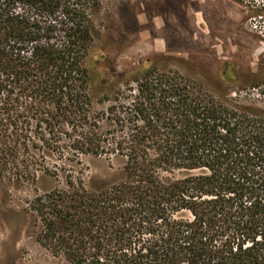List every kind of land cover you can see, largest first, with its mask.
Wrapping results in <instances>:
<instances>
[{
  "label": "trees",
  "instance_id": "16d2710c",
  "mask_svg": "<svg viewBox=\"0 0 264 264\" xmlns=\"http://www.w3.org/2000/svg\"><path fill=\"white\" fill-rule=\"evenodd\" d=\"M96 5L0 0V177L36 178L48 150L125 160L103 189L65 169L35 197L39 242L74 264H264V104L241 93L258 86L89 63Z\"/></svg>",
  "mask_w": 264,
  "mask_h": 264
},
{
  "label": "rangeland",
  "instance_id": "374dc122",
  "mask_svg": "<svg viewBox=\"0 0 264 264\" xmlns=\"http://www.w3.org/2000/svg\"><path fill=\"white\" fill-rule=\"evenodd\" d=\"M92 19L89 63L103 61L129 76L156 59L160 69L179 70L212 91L223 83L220 69L228 67L239 72L235 84L258 86L242 95L255 93L264 104V0H97ZM94 98L97 106L102 96ZM44 156L34 164V179L0 177V264H74L39 242L32 200L62 184L65 169L79 171L94 190L124 176L119 156L82 154L78 162L50 150ZM47 166L58 167L59 180L44 171Z\"/></svg>",
  "mask_w": 264,
  "mask_h": 264
}]
</instances>
